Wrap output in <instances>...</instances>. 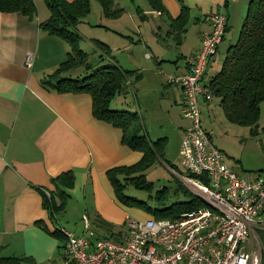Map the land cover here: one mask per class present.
Wrapping results in <instances>:
<instances>
[{"label":"crops","instance_id":"1","mask_svg":"<svg viewBox=\"0 0 264 264\" xmlns=\"http://www.w3.org/2000/svg\"><path fill=\"white\" fill-rule=\"evenodd\" d=\"M33 1L36 14L31 19L15 11H0V256L30 258L22 264H61V238L52 232L56 226L79 234L71 222L81 218L84 229L85 215L90 227L89 211L98 212L105 220H122L121 224L125 217H131L128 214L130 206L117 204L106 170L131 164L142 152L122 143L121 128L93 116L89 93L56 91L40 83L45 72L65 59L67 44L38 27V21L47 17L49 10L44 0ZM161 1L172 17L179 14L178 0ZM182 1L188 6V19L180 41L168 31L166 14L152 8L147 0L139 3L130 0L132 5L114 0L115 5L123 8L117 17L104 16L100 4L92 8L96 0H90V13L76 25L84 41L91 43L93 48L92 39L105 42L116 62L132 71L130 75L137 89L146 95L144 107H141L146 118L153 126L152 114L169 119L177 130L178 148L188 125L180 113L182 88L167 83L155 68L158 66L166 73L188 70L201 37L209 30L206 14L221 7L227 16V25L204 70L202 78L206 84L221 66L232 36L225 45L223 39L233 22L234 26L237 24L246 2ZM135 2L137 4L133 5ZM137 7L145 15L143 18ZM88 20L92 22L91 27L106 32H88L83 27ZM119 48L123 59L115 58ZM95 50L100 52L96 47ZM155 92L159 93L157 99L150 95ZM113 100L110 105L121 108L112 103ZM199 104L201 121L210 129L215 109H221L218 98L205 100L201 97ZM205 114L212 121L205 120ZM140 122L148 134L143 117ZM164 135L166 147L168 135ZM66 170H71L73 175L72 183L64 187L70 195L56 222L42 205L38 187L55 188L52 177ZM257 174L264 175V172ZM90 216L94 217L91 213ZM142 216L146 218L150 214L143 211ZM60 220L68 221L64 224Z\"/></svg>","mask_w":264,"mask_h":264},{"label":"trees","instance_id":"2","mask_svg":"<svg viewBox=\"0 0 264 264\" xmlns=\"http://www.w3.org/2000/svg\"><path fill=\"white\" fill-rule=\"evenodd\" d=\"M101 12L107 17L119 16L123 8L114 4V0H96ZM152 8L166 14L168 31L180 41L188 19V6L180 2V12L172 17L161 0H147ZM49 14L38 21V27L49 35L62 39L67 44L66 57L51 71L40 77V83L56 91H84L90 94L92 114L121 128L122 143L142 152L141 157L127 165H116L106 170L107 178L117 199L126 206H137L154 218H172L179 213L205 205L203 200L176 180L175 185L154 186L144 172L157 158L163 159L166 137L151 138L138 122L137 110L113 108L111 100L117 92L126 87L125 80L132 71L122 68L110 55L105 42L92 39L100 51L96 63L88 60L87 52L80 47L81 34L77 23L90 11V0H44ZM140 12V17L145 15ZM0 11L18 12L33 18L36 5L33 0H0ZM103 60V61H102ZM82 65V75H72L76 66ZM218 103L226 120L249 126V132L257 131L260 115V102L264 100V0H248L245 15L240 23L233 42L228 44L221 66L205 84ZM142 125V124H141ZM130 131V133H129ZM199 174L189 172L190 177ZM72 171L66 170L52 177L55 188L39 186L42 205L50 217L58 221V214L64 209L69 193L64 187L72 183ZM128 184L147 192L146 199L124 193ZM183 193L186 198L170 199L171 195ZM264 211V210H263ZM105 220L99 216L95 222L101 226ZM123 223L121 224V229ZM60 227L52 231L58 234L63 243ZM117 232L111 235L118 237ZM103 236V235H101ZM62 247V244H60ZM30 261L28 257L0 256V264H22Z\"/></svg>","mask_w":264,"mask_h":264},{"label":"built area","instance_id":"3","mask_svg":"<svg viewBox=\"0 0 264 264\" xmlns=\"http://www.w3.org/2000/svg\"><path fill=\"white\" fill-rule=\"evenodd\" d=\"M205 18L209 30L188 70L161 72L167 83L182 88L180 112L188 125L180 143V162L199 175L181 179L205 205L172 218L125 217L117 238L88 237L90 227L83 215L84 234L60 229L61 264H262L264 244L255 228L264 229V176L249 178L234 171L212 142V130L201 121L199 100L213 97L202 76L227 25L221 7ZM125 84L133 92L129 78Z\"/></svg>","mask_w":264,"mask_h":264},{"label":"rangeland","instance_id":"4","mask_svg":"<svg viewBox=\"0 0 264 264\" xmlns=\"http://www.w3.org/2000/svg\"><path fill=\"white\" fill-rule=\"evenodd\" d=\"M122 3H128L129 5H132L130 0H120ZM141 0H136L137 3H139ZM244 4V10L238 21L236 22L234 26H231L229 28V31L227 33V37L223 39L224 45L228 42L229 38L232 36L231 42L234 41L238 29L240 26V23L242 21V17L245 15L247 2ZM133 3L137 4V3ZM46 5V3H45ZM98 6V2L96 1L95 5L92 4V8ZM47 7V5H46ZM48 9V8H47ZM90 11H91V4H90ZM90 11L87 13L89 14ZM92 22L87 21L84 23L83 27L86 28L88 32L93 30H99L102 33H105V29L102 28H94L91 27ZM80 47L84 49L87 52L88 60H90L93 63H96L98 61V52L95 50V47L93 48L92 44L88 41H84L83 39L80 40ZM119 45V44H117ZM228 45V44H227ZM121 45H119L120 47ZM122 50L121 48L118 49V53L115 54V58L123 59V55L121 54ZM126 53L125 51H123ZM103 61V60H102ZM117 61V60H116ZM84 67L82 65L76 66L71 73L72 75H82L84 73ZM156 72L158 71L159 74L162 76V71L165 72V70H162L160 67L156 66L155 68ZM127 78L132 79L133 76L130 74L127 75ZM133 81V79H132ZM133 93L130 89L127 87H124L122 91L117 92L114 95V102L115 105H121V108H126L130 110H137L138 112V124L142 127L141 122L142 117L145 120L146 127L148 129V134L152 138H157V136H162V134L168 135V142L165 147L166 153L163 154V159L157 158L148 168L145 169L146 176L149 180H152L154 182V186L159 187L162 184H168V185H175L176 180L182 182L188 189L189 186L187 183H185L182 179V175H189L188 170L185 168V166L180 162L181 156L180 152L178 151V136H177V130L174 127V125L170 122L169 119L165 117H156V114H152L153 117V124L149 121L148 118H146V115L144 113V110H142V106L144 107V103L146 100V95L144 92H139L137 89V83L133 81ZM173 84V83H170ZM136 87V88H135ZM152 95L155 99L159 97V93L155 92ZM117 98V99H116ZM116 99V100H115ZM118 102V103H115ZM138 104V105H137ZM113 107H115L112 104ZM111 106V107H112ZM181 113V112H180ZM213 117V125H212V142L216 143L222 150L225 156V161L227 163L229 162L232 164L234 171H236L238 174L242 176H246L249 178H252L257 173H263L264 172V100L260 102V115L257 121V131L256 133L252 134L249 132V126L246 125H240L236 123L229 122L225 119L223 116V112L221 109L216 108L215 113ZM182 115V114H181ZM205 120L207 119L209 122L212 121L209 119L208 114L204 115ZM130 133V131H129ZM165 136V135H164ZM262 171V172H261ZM124 193L131 196H136L140 199H146L147 198V192L142 189H138L134 187L131 184H128L124 187ZM115 200L117 204L123 205L116 197L114 193ZM180 198H186V195L183 193H178L176 195H171L170 199L177 200ZM142 208H139L137 206H130L129 209V216L132 218H142ZM90 213L92 214V217L90 216ZM89 216V222H90V229L89 232H87V236L90 238H95L97 235H106L111 236L113 233L117 232L118 229H121V221H112V220H105L101 215L96 211H89L87 212ZM99 216L102 218L104 223H101V226L95 222V217ZM120 218H117V220ZM61 221V220H60ZM68 220H65V222ZM63 222V221H61ZM60 222V223H61ZM65 222H63L65 224ZM73 223L74 231L79 234H84V229L82 225L81 218L79 220H74ZM62 224V223H61ZM83 229V230H82ZM255 230L258 232L263 244H264V229L263 228H255ZM93 233V234H92Z\"/></svg>","mask_w":264,"mask_h":264},{"label":"bare ground","instance_id":"5","mask_svg":"<svg viewBox=\"0 0 264 264\" xmlns=\"http://www.w3.org/2000/svg\"><path fill=\"white\" fill-rule=\"evenodd\" d=\"M189 182H191V181H189Z\"/></svg>","mask_w":264,"mask_h":264},{"label":"water","instance_id":"6","mask_svg":"<svg viewBox=\"0 0 264 264\" xmlns=\"http://www.w3.org/2000/svg\"><path fill=\"white\" fill-rule=\"evenodd\" d=\"M264 176V175H263Z\"/></svg>","mask_w":264,"mask_h":264}]
</instances>
